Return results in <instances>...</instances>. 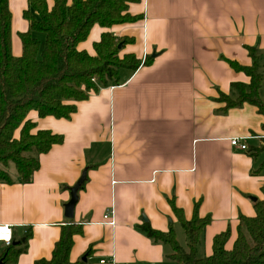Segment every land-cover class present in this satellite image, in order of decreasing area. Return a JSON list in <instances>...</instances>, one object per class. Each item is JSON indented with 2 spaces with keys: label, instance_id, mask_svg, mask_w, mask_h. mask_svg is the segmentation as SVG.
<instances>
[{
  "label": "crops",
  "instance_id": "1",
  "mask_svg": "<svg viewBox=\"0 0 264 264\" xmlns=\"http://www.w3.org/2000/svg\"><path fill=\"white\" fill-rule=\"evenodd\" d=\"M27 2L8 0L13 56L22 53ZM127 11L139 18L109 28L96 23L77 48L94 54V43L109 31L133 39L120 57L133 53L142 61L154 55L151 63L120 69L118 84L89 91L68 118L27 113L35 129L63 140L40 155L29 182H21L16 169L9 174L13 182H0V224L11 226L17 243L30 231L13 264L49 259L69 221L81 226L73 236L72 262L86 255L85 264H178L168 257L170 245L139 227L148 222L168 232L171 226L177 239L181 225L170 200L187 220L197 201L198 215L210 218L197 247L203 257L211 253L213 237L227 229L230 248L239 216H253L252 197L263 198L264 152L249 150L264 140V116L247 102L222 110L219 97L233 96L232 83H249L229 61L251 65L247 47H253L264 103V0H138ZM232 137H243L248 148L230 145ZM83 173L69 219L64 214L69 189ZM107 209L114 225L103 222Z\"/></svg>",
  "mask_w": 264,
  "mask_h": 264
},
{
  "label": "trees",
  "instance_id": "2",
  "mask_svg": "<svg viewBox=\"0 0 264 264\" xmlns=\"http://www.w3.org/2000/svg\"><path fill=\"white\" fill-rule=\"evenodd\" d=\"M138 0H28L23 16L29 25L19 33L22 46L20 56L11 52V12L8 0H0V182H13L7 171L14 164L19 180L29 182L39 168L41 154L63 137L47 129H35V123L26 118L30 110L39 117L68 118L76 109L75 102L84 100L88 92L100 86L118 84L119 70H136L151 63L152 56L140 60L133 53L119 56L121 48L133 41L130 37H115L111 32L101 34L95 42L94 54L79 50L77 44L84 41L94 24L111 27L113 24L132 22L139 17L127 11L131 2ZM120 47H118V45ZM251 65L229 61L230 66L249 76L248 84L232 83L233 96L222 94L225 102L222 110L242 105H255L264 116V103L260 98L262 84L261 65L257 50L247 47ZM94 79V80H93ZM264 128V124H263ZM19 129L18 137L15 131ZM253 150V151H251ZM254 155L264 148H252ZM264 168V160L260 164ZM186 236V249L177 241L173 228L168 232L152 228L148 222L139 227L156 242L170 245L169 258L178 264H264V188L263 198L254 200L253 216H239L237 234L230 248L225 246L229 229L212 239V251L199 257L197 247L210 218L197 213L199 201L194 204L191 219L170 200ZM81 233V226L72 221L61 226L49 259L41 258L35 264H85L70 261L69 253L73 236ZM30 231L24 233L23 243L0 245V264H13L25 250Z\"/></svg>",
  "mask_w": 264,
  "mask_h": 264
},
{
  "label": "built area",
  "instance_id": "3",
  "mask_svg": "<svg viewBox=\"0 0 264 264\" xmlns=\"http://www.w3.org/2000/svg\"><path fill=\"white\" fill-rule=\"evenodd\" d=\"M94 80V79H93ZM229 143L232 146L238 147L241 150L248 148L243 137H232L229 139ZM104 223L107 225H114V219L112 217V210L107 209L103 215ZM13 241L12 228L7 224H0V245H9ZM104 262V259L101 260Z\"/></svg>",
  "mask_w": 264,
  "mask_h": 264
},
{
  "label": "water",
  "instance_id": "4",
  "mask_svg": "<svg viewBox=\"0 0 264 264\" xmlns=\"http://www.w3.org/2000/svg\"><path fill=\"white\" fill-rule=\"evenodd\" d=\"M121 44L118 45V47H120ZM85 178L84 173L81 175V177L78 179V181L69 189V193H70V199L68 200L67 203H65L64 206V214L65 217L71 219L73 217V209H74V205L77 201V192L80 189L81 184L83 183ZM252 200H255L254 197H252ZM145 220V219H144ZM13 243H17V241H12ZM82 260L85 261L86 260V255H84L82 257Z\"/></svg>",
  "mask_w": 264,
  "mask_h": 264
},
{
  "label": "rangeland",
  "instance_id": "5",
  "mask_svg": "<svg viewBox=\"0 0 264 264\" xmlns=\"http://www.w3.org/2000/svg\"><path fill=\"white\" fill-rule=\"evenodd\" d=\"M258 147H259V148H264V140H263L262 142H260V143L258 144V146L255 147V148H258ZM262 152H264V150H263ZM263 160H264V159H263ZM7 171H8L9 174L14 175V173H15V167H14V164H13L12 162L9 163V165H8V167H7ZM184 237H186L185 234H184V230H183V228L180 226V228H178V236H177V240L179 241V243H180L182 246L185 247L186 245H185Z\"/></svg>",
  "mask_w": 264,
  "mask_h": 264
}]
</instances>
